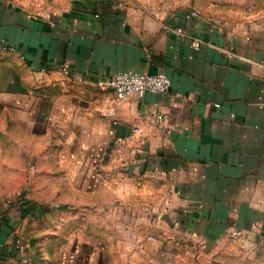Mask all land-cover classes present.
I'll list each match as a JSON object with an SVG mask.
<instances>
[{
	"label": "crops",
	"instance_id": "obj_1",
	"mask_svg": "<svg viewBox=\"0 0 264 264\" xmlns=\"http://www.w3.org/2000/svg\"><path fill=\"white\" fill-rule=\"evenodd\" d=\"M3 164L0 264H264V0H0Z\"/></svg>",
	"mask_w": 264,
	"mask_h": 264
},
{
	"label": "built area",
	"instance_id": "obj_2",
	"mask_svg": "<svg viewBox=\"0 0 264 264\" xmlns=\"http://www.w3.org/2000/svg\"><path fill=\"white\" fill-rule=\"evenodd\" d=\"M179 31H182V29L179 28ZM64 69L68 71L66 67ZM101 85L104 88L111 89L119 97H127L146 92L167 93L171 88L172 81L164 72L149 73L120 70L115 75L103 80ZM159 118L152 117L151 120L155 122Z\"/></svg>",
	"mask_w": 264,
	"mask_h": 264
},
{
	"label": "rangeland",
	"instance_id": "obj_3",
	"mask_svg": "<svg viewBox=\"0 0 264 264\" xmlns=\"http://www.w3.org/2000/svg\"><path fill=\"white\" fill-rule=\"evenodd\" d=\"M11 165L8 164H3L0 167V186H4L9 187L5 190H1L0 189V198H4V199H10V198H15L17 196H22L24 195L25 191L24 190H12V186L13 184H16L19 182V184H22L23 182H25L27 180V176H15L14 173H12L11 170ZM2 175V176H1ZM20 187H22V185H19ZM19 187V188H20Z\"/></svg>",
	"mask_w": 264,
	"mask_h": 264
}]
</instances>
